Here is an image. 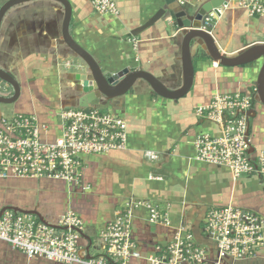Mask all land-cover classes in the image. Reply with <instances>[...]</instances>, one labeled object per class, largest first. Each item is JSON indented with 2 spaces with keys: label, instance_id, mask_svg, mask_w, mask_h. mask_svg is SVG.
<instances>
[{
  "label": "crops",
  "instance_id": "0c3cea01",
  "mask_svg": "<svg viewBox=\"0 0 264 264\" xmlns=\"http://www.w3.org/2000/svg\"><path fill=\"white\" fill-rule=\"evenodd\" d=\"M93 1L70 0L71 34L103 70L118 72L130 67L152 73L171 90L182 86L183 37L177 32L173 14L145 26L165 8L164 0H118V14L107 16L96 12ZM182 1L200 4L208 0ZM5 2L0 0V6ZM219 13L214 15L211 31L224 52L233 54L264 43V16H250L233 2ZM64 17L59 3L36 0L13 8L3 20L0 67L20 82L22 93L11 115L0 105V130L3 121L30 115L48 127L42 134L43 141L51 143L60 137V111L81 96L75 76L80 70L73 66L83 65L64 42ZM199 55L194 54L193 88L182 99H163L148 83L138 81L127 95L96 105L127 122L126 150L82 156L85 171L80 185L49 179L0 181V211L15 207L38 212L58 226L61 216L71 211L83 222L80 251L86 258L106 259L102 233L128 201H147L167 212L169 224L151 223L145 207L135 210L132 236L141 257L132 259L131 264H149L148 258L165 251L182 229L183 234L193 236L197 245L208 249L209 263L218 260L217 247L205 231L208 210L235 205L264 218V175L235 178L226 167L197 161L196 138L203 134L219 136L221 129L198 117L195 111L217 94L255 96L253 109L257 115L247 116V120L251 158L256 160L264 152V107L258 101L256 85L262 61L224 67ZM5 95L11 97L13 92L8 90ZM147 151L157 153L159 159L151 161L145 156ZM7 211L40 221L34 214ZM226 261L264 264V246L254 259ZM0 264L66 263L43 257L28 259L24 252L0 240Z\"/></svg>",
  "mask_w": 264,
  "mask_h": 264
},
{
  "label": "built area",
  "instance_id": "2783aa9c",
  "mask_svg": "<svg viewBox=\"0 0 264 264\" xmlns=\"http://www.w3.org/2000/svg\"><path fill=\"white\" fill-rule=\"evenodd\" d=\"M118 0H94L99 15L118 14ZM250 16H264V0H231ZM229 2V4H230ZM215 14L204 21L211 25ZM1 85V83H0ZM255 106L250 94H217L213 100L196 109V115L215 123L219 136L203 134L195 140V159L202 163L226 167L235 178L264 175V152L251 158L247 113ZM62 123L60 137L54 142L43 141L48 127L36 117L18 115L3 121L0 130V181L10 179L57 180L80 185L84 177L81 161L86 155H108L126 150L128 124L119 116L100 108H64L59 113ZM151 161L159 159L147 151ZM145 207L150 222L169 224L167 212L147 201L131 199L126 208L102 233L106 259L80 255L82 220L69 211L61 216V230L27 216L5 212L0 217V240L25 253L28 259L43 257L66 264H131L140 258L133 240L132 222L135 210ZM205 231L216 245L218 260L209 263L208 249L197 245L191 234L176 233L173 242L161 254L148 258L149 264H228L226 259L248 260L257 257L264 246V218L244 208L228 205L210 208Z\"/></svg>",
  "mask_w": 264,
  "mask_h": 264
},
{
  "label": "water",
  "instance_id": "95a60500",
  "mask_svg": "<svg viewBox=\"0 0 264 264\" xmlns=\"http://www.w3.org/2000/svg\"><path fill=\"white\" fill-rule=\"evenodd\" d=\"M36 0H6L0 6V29L6 15L15 7ZM62 5L65 11L63 23V39L65 44L81 59L83 65L73 66L80 73H76V82L79 83L81 96L78 97L71 107L93 108L101 103H107L116 98L127 95L138 81H145L152 91L159 97L167 100H179L187 96L194 84V54L198 52L201 58H210L224 67H242L262 61V66L257 79L258 101L264 107V43L254 44L241 52L226 53L212 34V24L203 28L205 19L211 14L219 15V10L227 7L231 0H208L203 3H195L182 0H164L165 8L155 15L145 25L150 27L163 17L174 16L178 34L182 35V63L183 84L179 89H169L159 78L144 70H132L127 67L118 72L105 71L101 68L94 56L82 47L71 34V22L73 7L70 0H51ZM195 48V51H194ZM0 105L16 103L22 93L20 82L7 70L0 67ZM11 90L13 96H6ZM96 108H99L98 106ZM257 115L255 109L248 111L247 116ZM250 122L248 121L249 135ZM249 153H253L251 146ZM6 210H13L22 214L37 215L41 222L58 229L61 226L52 225L40 213H31L15 207H5L0 211V217ZM83 236V233L80 232ZM92 244V242H91ZM84 251H80L82 257H86Z\"/></svg>",
  "mask_w": 264,
  "mask_h": 264
},
{
  "label": "rangeland",
  "instance_id": "374dc122",
  "mask_svg": "<svg viewBox=\"0 0 264 264\" xmlns=\"http://www.w3.org/2000/svg\"><path fill=\"white\" fill-rule=\"evenodd\" d=\"M2 108H3V110H5V113L7 115H11L13 113V111L15 110V105H13V104L12 105H4ZM100 109L104 112H108L107 109H102V108H100Z\"/></svg>",
  "mask_w": 264,
  "mask_h": 264
},
{
  "label": "flooded vegetation",
  "instance_id": "af4514ba",
  "mask_svg": "<svg viewBox=\"0 0 264 264\" xmlns=\"http://www.w3.org/2000/svg\"><path fill=\"white\" fill-rule=\"evenodd\" d=\"M93 108H96V107H93Z\"/></svg>",
  "mask_w": 264,
  "mask_h": 264
}]
</instances>
